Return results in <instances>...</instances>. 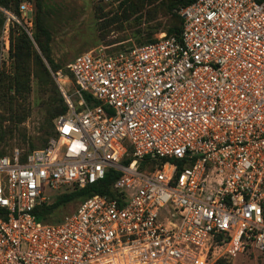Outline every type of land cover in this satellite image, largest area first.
<instances>
[{
  "label": "built area",
  "instance_id": "built-area-1",
  "mask_svg": "<svg viewBox=\"0 0 264 264\" xmlns=\"http://www.w3.org/2000/svg\"><path fill=\"white\" fill-rule=\"evenodd\" d=\"M31 11L20 5L26 25ZM0 12L3 63L17 18ZM180 17L179 37L78 55L73 88L52 72L67 107L56 137L0 157V264H216L264 252V0H196ZM110 173L113 195L37 220L50 193Z\"/></svg>",
  "mask_w": 264,
  "mask_h": 264
},
{
  "label": "rangeland",
  "instance_id": "rangeland-1",
  "mask_svg": "<svg viewBox=\"0 0 264 264\" xmlns=\"http://www.w3.org/2000/svg\"><path fill=\"white\" fill-rule=\"evenodd\" d=\"M22 3L31 6L27 17L30 23H24L20 12L14 14L19 22L10 23L11 57L8 62H0V114L7 118L0 126V153L5 154L15 148L40 149L52 136L56 120L52 117L62 105L51 76L54 66L67 73L68 65L83 53L104 50L112 54L138 47L149 38L157 40L177 20L167 15L163 5H151L150 0H22ZM174 14L180 17V9L174 10ZM36 20L46 31L43 41L49 39L54 66H50L31 41L32 48L26 50L27 57L22 60L26 67L25 89L16 93L15 76L20 65L14 58L13 41L18 38V27L32 40ZM7 23L0 12V35ZM69 86L73 88L74 82ZM9 96L15 98L12 109ZM79 204L73 202L57 213L62 218ZM223 262L264 264V252L248 250Z\"/></svg>",
  "mask_w": 264,
  "mask_h": 264
},
{
  "label": "trees",
  "instance_id": "trees-1",
  "mask_svg": "<svg viewBox=\"0 0 264 264\" xmlns=\"http://www.w3.org/2000/svg\"><path fill=\"white\" fill-rule=\"evenodd\" d=\"M150 1H151V5H154L156 3L163 5L165 7V11L167 12V15L176 17L177 20L175 21L173 27L169 28L166 34L169 37H179L181 30H182L183 21L181 17H177L174 14V10H177V9L181 10L182 8L188 5H191L196 0H150ZM21 3H22V0H0V7L13 14H16V12L19 13ZM35 25H36V34L33 35L32 40L22 28L18 27V34H19L18 38L16 39V41H13L14 58H16V60L19 62V65H20L18 66L19 68L17 69V75L15 76L16 93H21L25 89V85H26L25 68L26 67L25 65H23L22 60L26 59L27 57L26 50H28V48L29 49L32 48V42L37 45L43 57L50 64V66L51 67L54 66L53 61L50 57L49 39L46 38V40L43 41V34H45L46 31L44 30L39 20H36ZM155 41L156 40L149 38L145 42L139 43V46L148 45V44L154 43ZM37 59H39L38 56H37ZM54 68L55 69L52 72L62 71L56 66H54ZM46 73L47 75H49L48 72ZM64 74L73 81V77L71 76L68 70H67V73H64ZM55 85H56V88L58 89V86L56 83ZM58 92H59V89H58ZM59 97H60V102L62 103V105H61V108L53 115L52 118H58L59 116H62L66 114L67 112V107L64 103L63 97L61 96L60 92H59ZM8 98L9 100L12 101V103L10 104V109H12V106L15 103V98H13L12 96H9ZM6 120H7L6 116H3L0 114V126H2V124ZM51 135L52 136L47 140V143L42 148L32 149V150H27V151L23 150V151H25L26 153H30V152H35L38 150L45 149L49 141L52 138L56 137L55 130L53 134ZM6 154L0 153V157ZM115 174L116 173H114V175L113 173H110L108 174L107 178L100 184L90 186L85 189L73 188V189L61 190L55 193H50L52 197L51 202L43 206H39L35 210V216L37 220L43 223H58L61 220V217H60V214L57 213V211L60 210L61 208H64L73 202H81L84 199L88 197H92L94 195L112 194L110 192V189H111L112 184L115 181V178H117V175ZM223 263H224L223 260H220L216 264H223Z\"/></svg>",
  "mask_w": 264,
  "mask_h": 264
}]
</instances>
